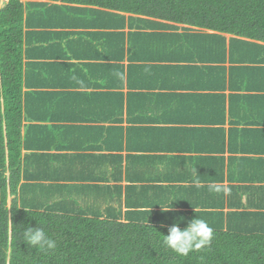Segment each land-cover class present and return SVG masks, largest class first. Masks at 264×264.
<instances>
[{"label": "crops", "instance_id": "0c3cea01", "mask_svg": "<svg viewBox=\"0 0 264 264\" xmlns=\"http://www.w3.org/2000/svg\"><path fill=\"white\" fill-rule=\"evenodd\" d=\"M32 1L48 2L46 9L51 5ZM22 3L26 8L27 0ZM73 8L69 15L77 20L92 18L94 10L106 11ZM108 18L92 19L75 30H108L102 26ZM33 28L29 40L60 53L37 62L56 63L68 78L26 89L46 94L37 102L38 118L24 121L36 125L28 129L21 164L30 174L27 181L42 183L51 194L46 205L35 206L46 199L44 188L19 187L18 206L121 222L154 224L161 218L180 228L201 218L213 229L264 231V90L245 89L254 52L264 42L241 38L244 42L234 43L231 56L225 50L219 62H209L197 55L201 45L191 54L185 49L187 38L165 37L180 31L140 34L130 42L134 50L146 48L145 54L132 61L126 47L115 60L124 73L113 79L115 61L105 66L107 60H98L97 36L71 44L52 25ZM128 30L122 29L125 38ZM229 37L225 35L227 41ZM65 49L69 57L62 56ZM80 50L94 54L87 59L96 65L83 64L84 58L74 55ZM106 50L113 51L112 41ZM258 69L264 72V66ZM256 94L262 96L251 98ZM69 161L72 166L66 167ZM1 173L8 172L0 168ZM197 176L200 187L193 184ZM212 184L230 188V194L212 190ZM13 198L7 193L8 207ZM170 199H177L172 210L161 211Z\"/></svg>", "mask_w": 264, "mask_h": 264}, {"label": "trees", "instance_id": "16d2710c", "mask_svg": "<svg viewBox=\"0 0 264 264\" xmlns=\"http://www.w3.org/2000/svg\"><path fill=\"white\" fill-rule=\"evenodd\" d=\"M47 1H51L47 9L48 2L29 0L25 10L20 0H8L0 6V168L8 172L0 174V264H264V233L261 231L215 228L210 245L182 256L162 243L161 234H168L169 220L158 218L154 224L136 223L34 211L18 206L15 198L17 189H25L29 184L44 188L46 199L35 206L46 205L51 194L42 183L28 182L30 174L27 175L25 163L21 164L22 150L29 146L31 135L28 129L36 125H25L24 121L38 118L37 102L46 94L26 89L36 90L43 88L51 79L68 78L57 69L56 63L37 62L39 58H56L60 53L50 46L39 47L43 43L40 40H35L39 43L29 40L34 34L33 27L52 25L60 30L57 34L70 39L71 44L81 38L92 40L93 36H97V47L102 52L98 60H107L103 64L105 66L122 58L126 47L128 55L132 56L130 60L140 59L146 48L142 46L134 50L130 40L140 34L159 31H180L165 34V37L187 38L185 49L191 54L201 45V49L197 50L199 57L219 62L225 50L229 56L234 53V43L244 42L241 38L264 42V0ZM78 4L95 5L106 11L97 14L98 11L94 10L92 18L77 20L69 13ZM62 10L68 14L60 16ZM106 16L109 18L102 26L108 27V30L96 33L75 30L92 19ZM124 26L129 29L127 38L122 31ZM197 30L212 33L191 35L189 32ZM226 34L230 35L228 41ZM110 41L113 51L108 53L106 42ZM64 51L67 52V49ZM67 55L70 56L69 51L62 56ZM74 55L83 57L80 59L85 65H96L94 60L87 59L95 56L89 51L80 50ZM252 62L245 89L264 90V72L260 73L258 69L264 66V46L255 50ZM117 63L115 61L111 66L110 76L113 79L120 78L124 73V66ZM136 67L128 66L129 69ZM256 96L262 95L256 94L251 98ZM7 193L14 194L9 207L5 201ZM39 222H44L45 231L57 241L55 252L36 251L22 240V231L29 226L39 227Z\"/></svg>", "mask_w": 264, "mask_h": 264}, {"label": "clouds", "instance_id": "9594fccd", "mask_svg": "<svg viewBox=\"0 0 264 264\" xmlns=\"http://www.w3.org/2000/svg\"><path fill=\"white\" fill-rule=\"evenodd\" d=\"M77 6L98 7L89 4H78L75 7ZM193 184L196 187L201 186L198 176L193 179ZM210 187L216 192L223 191L225 195L230 194L231 191L228 187H222L216 184H212ZM175 200L177 199H170L165 205H160L161 211H171V202ZM168 205L171 206L169 207ZM43 223L44 222H39V227L29 226L25 228L21 233V238L26 245L35 248L36 251L49 253L55 252L57 241L45 231ZM161 236L164 246L168 247L178 255L187 256L193 251H199L210 245L214 237V230L206 220L193 218L187 221L183 229L179 227L178 222H173L168 228V234H161Z\"/></svg>", "mask_w": 264, "mask_h": 264}, {"label": "rangeland", "instance_id": "374dc122", "mask_svg": "<svg viewBox=\"0 0 264 264\" xmlns=\"http://www.w3.org/2000/svg\"><path fill=\"white\" fill-rule=\"evenodd\" d=\"M6 0H0V6H2L3 4H5ZM21 2H26V0H21ZM26 8L24 7V10ZM69 166H72V162H67L66 164V167H69ZM254 229L253 228H247V229H244V230H239L240 232H244V231H253ZM261 233H264V231H262Z\"/></svg>", "mask_w": 264, "mask_h": 264}]
</instances>
